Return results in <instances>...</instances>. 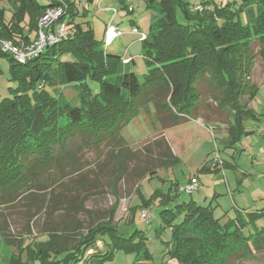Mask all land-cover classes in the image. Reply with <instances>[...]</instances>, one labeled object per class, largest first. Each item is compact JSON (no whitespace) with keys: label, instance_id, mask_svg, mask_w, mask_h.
I'll list each match as a JSON object with an SVG mask.
<instances>
[{"label":"trees","instance_id":"1","mask_svg":"<svg viewBox=\"0 0 264 264\" xmlns=\"http://www.w3.org/2000/svg\"><path fill=\"white\" fill-rule=\"evenodd\" d=\"M6 2L12 12L6 18V10L0 8V61L7 62L9 82L14 86L8 87L7 96L0 99V242L10 251L8 264H103L111 258L115 245L134 251V264H154L142 231L136 229L129 238L121 234L113 224V208L108 210L106 220L84 224L74 217L84 211L90 214L85 200L91 189L102 185L100 176L108 160L115 161L107 170L114 186L133 162L136 152L121 136V130L141 107L152 103L154 115L165 128L185 119L207 121L196 114L202 96L198 88L207 75L210 90L218 94V108L230 118L226 147L233 145L231 136L242 134L243 120L254 116L248 108L256 92L250 81L254 59L251 44L257 42L258 55L264 61V0H240L238 5L202 0L197 4L202 6L200 11L186 0H148L155 16L141 41L148 68L142 82L131 70L134 58L124 63L120 55L106 51L103 40L94 37L92 27L88 24L84 28L78 22V17L86 13L80 15L73 3ZM57 6L63 7L64 13L52 31L58 22L64 23L65 38L23 61L3 49L4 43H9L25 52L37 41L39 19L47 9ZM128 10L132 12L133 8ZM178 13L182 21L177 19ZM66 55L69 59L64 60ZM2 74L0 65V79ZM67 85L76 89L74 103L58 93ZM141 97L144 99L139 102ZM63 117L66 123L60 125ZM76 132L92 144L109 145L106 160L98 164L90 178L78 168L68 174L60 163L63 157H75L66 144ZM152 149L151 161L138 173L141 179L146 175L152 178L155 170L173 167L179 161L163 135L146 145L143 153H152ZM51 170L56 176L50 175ZM207 170V164L199 169ZM67 178L66 183L71 180L73 185L71 195L57 190ZM175 185L171 184L166 194L159 193L160 219L172 230L164 251L167 261L161 264H207L209 250L264 252V208L255 212L234 209L233 217L226 211L227 218L215 217L214 206L193 200L173 208L170 204L177 195ZM149 204L145 202L140 209L149 208ZM17 207L25 209L28 217L24 234L9 227L8 212ZM57 211H63L65 218L54 219ZM40 214L45 216L39 229L42 240H32L29 220L33 222ZM134 234L139 237L137 242L132 241ZM98 241L104 243L105 250L87 254Z\"/></svg>","mask_w":264,"mask_h":264},{"label":"rangeland","instance_id":"2","mask_svg":"<svg viewBox=\"0 0 264 264\" xmlns=\"http://www.w3.org/2000/svg\"><path fill=\"white\" fill-rule=\"evenodd\" d=\"M37 1L41 5L48 3V0ZM67 1L73 3L74 8L80 15L86 13L82 18L78 17L77 20L85 26L84 28L89 24L93 29L94 37L98 40H103L105 27L110 23V18L114 17L113 9L117 11L116 17L112 19L111 23L118 26L123 34L105 50L120 56H123L126 52V55L133 57L135 62L130 66L131 70L136 74L139 82H142L143 75L148 69L142 57L144 47L138 36L130 35L128 32L133 28H137L141 33L148 35L152 18L155 16V11L148 8V0ZM186 1L193 8L202 0ZM213 1L222 5L233 2H237L236 5H238L240 2V0ZM125 4L126 8L124 7ZM127 7H132L133 11L129 12ZM0 8L6 10V18L11 16L12 8L6 0H0ZM177 19L182 21L183 16L181 13L177 14ZM251 48L254 59L250 81L255 85L256 92L249 101L248 106L251 107L254 116L243 120L242 134L231 136V140L234 138L233 145L228 144V147H226L225 128L220 126L221 124H227L230 118L225 110L218 108L216 99L218 94L210 90L207 75L206 80L202 81L198 88L199 94L202 96L196 113L207 121L202 119L204 122L199 123L191 118L189 121L180 122L177 126L165 128L154 115L155 111L152 103L141 107L139 114L132 118L121 130V136L130 148L136 152L133 162L126 166L124 176L114 186L112 184L114 181L108 180L107 170L114 166L115 161L108 160L107 168H104L100 176L102 185H97V188L91 189L90 196L85 200V208L87 211H91L90 214L84 211L76 217L71 215V219L74 217V219H78L84 224L91 221L106 220L108 210L113 208V224L117 226L119 232L129 238L136 229L141 230L145 237L146 247L152 257L151 262L161 264L167 261L164 251L171 239L172 230L171 227L163 224L160 219L161 196H159V193L166 194L171 184H176L175 186L178 189V187L189 183V180L193 177L198 182V188L191 194L177 191V195H175L176 193L172 190L175 196H173L170 207L173 208L184 201L193 200L201 205L219 206L214 211L215 217H233L234 206L230 203L232 201L231 197L239 202L238 204L246 202L250 206L247 208L248 212H255L257 209L264 208V205L261 206L264 204V199L256 197L254 203L252 200L253 194L257 192H260L259 195L261 196L264 194V189H262L264 188V61L258 55L257 42H252ZM63 58L64 60L69 59V56H63ZM0 65L3 71L0 79L1 99L7 96V88L14 86V84L9 82L7 62L1 60ZM50 91L51 94H55L52 89ZM58 93H62L66 99L73 103L74 96L77 94L72 85L59 88ZM143 99L144 97H141L139 102ZM243 99L247 101L248 96L244 95ZM159 115L161 116L163 113L160 112ZM65 123L66 118L63 117L59 124L64 125ZM161 135L169 142L173 152L179 157V161L173 167L155 170V175L152 178H148V175H146L141 179V177H138V173L148 165L153 155V149L152 153L147 155L143 153V150H145L146 145L150 146ZM66 149L71 150L75 155L74 158L63 157L60 160L62 166L66 167L68 174H71L73 169L78 168L81 173L89 178L94 169L98 170V164L104 158L106 160L107 153L110 151L108 144H92L81 132H76L68 140ZM205 164L210 170L199 171ZM50 175L56 176L53 170L50 171ZM76 176L78 175H74V177ZM68 179L70 178L64 179L62 181L64 185L57 188V190L65 191L71 195L73 194V185L71 180L66 183ZM102 189L104 190L103 193H96V191ZM214 193L217 194V198L213 197ZM38 195L42 197L40 194ZM145 202L150 203L149 208L143 207L140 209V206ZM133 207H138L135 209V213H132ZM142 210L147 212L145 218L141 217ZM226 211H228L227 217ZM8 213L11 215L8 216L10 229L24 234L28 223V217L24 215L25 209L17 207ZM64 215L63 211H57L54 214V219L65 218ZM44 219L45 216L40 214L33 222L29 220L28 226L31 229L32 234L30 236L32 240H35V238L36 240H42L39 229L41 228L40 225L45 222ZM1 222L0 218V224ZM138 240L139 237L134 234L132 241L137 242ZM105 243H107L106 240ZM113 249L114 252L111 258L103 264H134L136 257L134 251H130L125 245H115ZM234 249L225 250L223 253L209 250L207 264H264V252L249 254L245 250L234 251ZM95 250L104 251V243L98 241L95 248L89 250L87 254ZM9 256L10 251L0 242V264H8Z\"/></svg>","mask_w":264,"mask_h":264},{"label":"built area","instance_id":"3","mask_svg":"<svg viewBox=\"0 0 264 264\" xmlns=\"http://www.w3.org/2000/svg\"><path fill=\"white\" fill-rule=\"evenodd\" d=\"M131 1V0H127ZM212 1V0H208ZM195 10H202L201 5H196ZM64 13L63 7L57 6L51 9H47L43 16L39 19L38 22V38L37 41L30 47L26 49L25 52H20L15 48H12L9 43H4V50H9L15 57L23 61L27 57H35L37 56L43 48L48 44H53L58 42L61 38H65L67 36L66 25L64 23L58 22L56 24L55 30L52 31V26L56 23V21L62 16ZM117 14V11L113 9V16ZM131 33L138 35V39L140 41L146 38V35L139 32L137 28H133ZM122 31L118 28V26L113 25L111 22L108 23L104 30V37H103V45L105 48L110 47L115 39L122 36ZM123 62L128 63L130 58L127 57L126 52L122 56ZM198 188V182L196 178H191L189 183L186 185H182L178 187L177 191L185 194H191L194 190ZM147 212L142 210L141 217H146Z\"/></svg>","mask_w":264,"mask_h":264},{"label":"crops","instance_id":"4","mask_svg":"<svg viewBox=\"0 0 264 264\" xmlns=\"http://www.w3.org/2000/svg\"><path fill=\"white\" fill-rule=\"evenodd\" d=\"M93 1V0H92ZM108 10V9H107ZM114 17H116V15L114 16ZM114 17L112 18H110V21L109 22H111L112 21V19H114ZM139 31V30H138ZM140 32V31H139ZM124 34H125V32H124ZM128 34H130V35H136V34H133V33H131V31L130 32H128ZM136 36H138V35H136ZM139 38V37H138ZM127 54V53H126ZM122 57V56H121ZM127 57H129L128 55H127ZM129 58H133V57H129ZM248 108H250L251 109V107H249L248 106ZM189 120H191V119H185L184 121H189ZM196 121H198L199 123L200 122H204L203 120H202V118H196L195 119ZM210 122V121H209ZM212 122H215V121H212ZM228 123H229V121H228ZM228 123L227 124H221V126L220 127H223V128H225V130H224V134L226 135V137H225V141L227 140V126H228ZM180 124V123H179ZM179 124H177V125H179ZM210 124H212V123H210ZM219 124V123H218ZM177 125H175V126H177ZM174 127V126H173ZM219 127V128H220ZM218 128V129H219ZM169 143V142H168ZM172 149V148H171ZM173 151V150H172ZM174 153V152H173ZM175 154V153H174ZM175 156L179 159V157L175 154ZM262 189H264V188H262ZM259 193L260 192H257L256 194H253V196H252V200H253V203L256 201L255 200V198L256 197H259V199H264V194H262L263 196H261V195H259ZM264 193V192H263ZM213 197H215V198H217V194L216 193H214L213 194ZM231 199H232V201L230 202L233 206H234V209H237V210H248L247 208H249L250 206L246 203V202H244V204H238L239 202H237V201H235L234 200V198L233 197H231ZM257 201H262V200H257ZM253 203H252V205H253ZM247 207H246V206ZM264 204H262L261 206H263ZM215 207V209L217 210L218 209V207L219 206H214ZM259 207V206H258ZM224 210V209H223Z\"/></svg>","mask_w":264,"mask_h":264}]
</instances>
